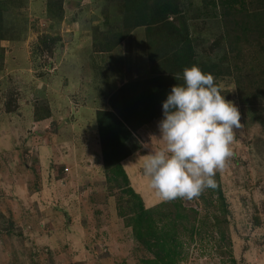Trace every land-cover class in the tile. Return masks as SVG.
I'll use <instances>...</instances> for the list:
<instances>
[{
    "label": "rangeland",
    "instance_id": "obj_1",
    "mask_svg": "<svg viewBox=\"0 0 264 264\" xmlns=\"http://www.w3.org/2000/svg\"><path fill=\"white\" fill-rule=\"evenodd\" d=\"M120 1L0 0V264H153L127 188L156 212L157 228L176 225L166 264H264V37L231 53L220 0H177L195 60L219 67L215 83L240 128L215 188L165 200L143 174V155L165 146L163 116L129 130L126 185L109 181L101 162L97 109L124 83L152 76L144 28L117 44ZM231 7L235 21L260 12L264 30V0ZM178 211L185 219L170 230ZM157 212L171 217L160 223Z\"/></svg>",
    "mask_w": 264,
    "mask_h": 264
},
{
    "label": "trees",
    "instance_id": "obj_2",
    "mask_svg": "<svg viewBox=\"0 0 264 264\" xmlns=\"http://www.w3.org/2000/svg\"><path fill=\"white\" fill-rule=\"evenodd\" d=\"M121 21L116 35L117 44L130 32L144 28V39L149 49L148 62L151 77L145 80H131L124 83L112 92L104 101L102 108L95 114L100 145L102 149L101 162L105 170V176L109 181L116 183L127 182V175L122 167V162L130 154L129 139L133 136L130 129L136 130L149 123L151 119H157L162 114V102L175 84H182V73L185 67L198 66L203 72L211 73L217 78L219 67L215 64H201L195 60L191 37L189 36L187 20L185 21L182 9L177 0H121ZM237 0H220L222 11V27L224 29L227 45L231 53L236 50L240 42L248 43L252 34L264 37L261 29V13L246 12L238 20L235 19L232 8ZM48 12L52 13V4H47ZM178 17V18H177ZM177 18V23L173 19ZM106 24L109 25L107 15ZM1 21V20H0ZM236 33L231 39L230 35ZM110 51L106 45L103 50ZM241 74V71H240ZM239 74V75H240ZM178 79H175L178 77ZM220 199L221 190L216 188ZM132 198L136 199L133 205L137 210L135 225L139 229L135 237L141 239V243L151 250L155 261L153 264H166L174 262L171 257L168 241L177 233L176 225L172 231H166L165 224L157 228L152 213L154 210L145 209L138 196L132 189L126 190ZM159 214L160 223L164 218H170L171 213ZM177 218H184L179 211L171 217V228ZM195 227L188 229L189 235L195 233ZM176 246V245H175ZM174 246V247H175ZM150 251V252H151ZM175 252V253H174ZM173 253L177 255L174 250ZM151 264V262L149 263Z\"/></svg>",
    "mask_w": 264,
    "mask_h": 264
},
{
    "label": "clouds",
    "instance_id": "obj_3",
    "mask_svg": "<svg viewBox=\"0 0 264 264\" xmlns=\"http://www.w3.org/2000/svg\"><path fill=\"white\" fill-rule=\"evenodd\" d=\"M182 79L162 102L158 129L165 146L143 155V174L165 200L192 199L215 188V173L232 156L234 129L240 128L237 106L211 73L193 65L183 69Z\"/></svg>",
    "mask_w": 264,
    "mask_h": 264
}]
</instances>
